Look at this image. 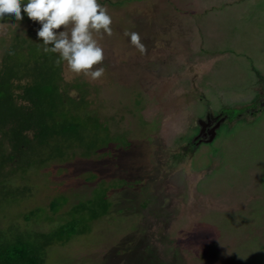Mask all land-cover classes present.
<instances>
[{
	"label": "rangeland",
	"instance_id": "rangeland-1",
	"mask_svg": "<svg viewBox=\"0 0 264 264\" xmlns=\"http://www.w3.org/2000/svg\"><path fill=\"white\" fill-rule=\"evenodd\" d=\"M99 2L114 21L113 36L100 41L106 77L89 82L63 65L61 73L89 88L85 111L101 119L97 124L107 126L109 136L126 137L129 147L120 138L111 152L76 154L16 173L13 182L31 191L21 199L0 195L1 224L48 230L69 218L74 204L103 193L97 185L104 182L108 212L88 232L50 247L48 264H264V109L249 117L253 123L231 121L244 110L253 115L250 102L236 105L252 100L257 84L248 69L264 49L263 13H257L264 0ZM19 23L0 37L22 29L37 34L41 27L25 18ZM126 31L141 35L146 55ZM204 99L219 103L229 117L214 143L197 148L185 164L191 150H179L178 143L191 137ZM206 163L212 167L204 169ZM185 165L201 170L193 171L200 177L190 181L188 194L180 177ZM58 197L67 200L53 212ZM35 207L51 219L27 223L23 214Z\"/></svg>",
	"mask_w": 264,
	"mask_h": 264
},
{
	"label": "trees",
	"instance_id": "trees-1",
	"mask_svg": "<svg viewBox=\"0 0 264 264\" xmlns=\"http://www.w3.org/2000/svg\"><path fill=\"white\" fill-rule=\"evenodd\" d=\"M24 18L29 20L27 16ZM29 34H34V42H42L31 29L14 31L10 38L0 37V195L3 200L21 199L31 191V187L13 182L16 173L24 174L33 166L67 160L76 154L87 158L103 149L110 151L115 146L111 143L120 138L129 147L126 137L109 136L108 127L101 122L97 124L101 119L91 110L85 111L89 88L76 81H65L62 65H55L57 55L39 51ZM195 177L196 173H186L185 180L191 186L193 181H190ZM99 185L103 193L74 204L70 217L48 230L29 224L23 227L19 223L5 227L0 222V264H48L50 247L88 232V225L108 212L111 205L106 195L108 188L104 182ZM66 200L53 199L52 211H58ZM44 213L43 207H35L23 216L27 223L50 220L48 216L43 218Z\"/></svg>",
	"mask_w": 264,
	"mask_h": 264
},
{
	"label": "clouds",
	"instance_id": "clouds-1",
	"mask_svg": "<svg viewBox=\"0 0 264 264\" xmlns=\"http://www.w3.org/2000/svg\"><path fill=\"white\" fill-rule=\"evenodd\" d=\"M24 13L41 27L37 37L46 54H56L55 65H63L74 77L97 82L106 77V59L101 44L104 36H113V17L99 0H0V36L7 35L9 25L19 28ZM14 18L18 23L5 21ZM130 42L141 55L147 54L136 31H126Z\"/></svg>",
	"mask_w": 264,
	"mask_h": 264
},
{
	"label": "flooded vegetation",
	"instance_id": "flooded-vegetation-1",
	"mask_svg": "<svg viewBox=\"0 0 264 264\" xmlns=\"http://www.w3.org/2000/svg\"><path fill=\"white\" fill-rule=\"evenodd\" d=\"M250 1L253 3V0H250ZM224 4H226V3H224ZM257 13H259V14L263 13L262 19L264 21V7L258 8ZM259 14H257V16H259ZM262 27L264 29V26H262ZM252 63H253L252 64L253 68L251 67L252 69L250 68L248 70H251V72L253 73V75L257 81L258 87H257V84H255V86L253 88L254 92L251 93L252 94L251 95L252 100L247 99L248 102L246 104L242 103L241 105H239L237 103H240L242 101H238L236 103L237 105L236 104L235 105L237 107H240L242 105H247L250 102V104L254 105V107L251 109V110H253V115L248 114V112L244 110V112L240 116L233 117V119L231 121H233V120L242 121L244 119L245 122L253 123V120L249 121V117H253V119L255 120L256 117H260V114L263 111L262 109H264V85H262V84H264V49H259L256 53H254V59H253ZM194 70H195V67H193V71ZM204 101L206 102L207 106L204 107L205 108L204 113L200 114L199 116H197L194 119L195 123H194V126L191 128V131H192L191 137H188L187 139L182 138L181 139L182 141L180 143H178V146L181 144L179 150H185V149L191 150V154L188 158V161H186L185 164L190 163L189 159L194 157L192 154H193V152L196 151L197 148H200V149L202 147L207 148V146L209 144L211 145L214 143V141L218 137L219 129L227 121V119L225 120V117H229V115L226 113L225 109L220 108L219 103H217L218 106H216L214 104L213 100L211 102L209 99H204ZM179 154H180L179 156L183 155L182 153H179ZM213 155H217V154L213 153ZM184 157L185 156H183V158ZM211 165L212 164H210V163H206V167H204V169H207L208 167H212ZM189 167H190V165H189ZM189 167L185 165L184 168H182L183 172H180L179 169L175 170L176 172L181 173L180 177L185 181V182L183 181V183H184V188L187 190V192H186L187 194L189 191L191 192V189H193L194 186L189 185V187H187L188 181L185 180V175H186V173H189L191 175L193 173V171H195L196 169L198 170V168L193 169L192 167H191V169H187ZM198 171H201V170H198ZM198 176L200 177V174H198ZM179 186H181V185L179 184ZM224 200L229 201V202L232 201V200L230 201L228 199V197H226Z\"/></svg>",
	"mask_w": 264,
	"mask_h": 264
}]
</instances>
